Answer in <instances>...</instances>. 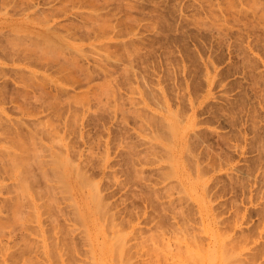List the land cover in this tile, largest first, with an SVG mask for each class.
I'll list each match as a JSON object with an SVG mask.
<instances>
[{
    "label": "rangeland",
    "instance_id": "obj_1",
    "mask_svg": "<svg viewBox=\"0 0 264 264\" xmlns=\"http://www.w3.org/2000/svg\"><path fill=\"white\" fill-rule=\"evenodd\" d=\"M0 264H264V0H0Z\"/></svg>",
    "mask_w": 264,
    "mask_h": 264
},
{
    "label": "bare ground",
    "instance_id": "obj_2",
    "mask_svg": "<svg viewBox=\"0 0 264 264\" xmlns=\"http://www.w3.org/2000/svg\"><path fill=\"white\" fill-rule=\"evenodd\" d=\"M5 25V24H4ZM76 181V180H75ZM74 181V182H75ZM75 184H76V182H75ZM77 185V184H76ZM98 221L100 220V219H98V217L96 218ZM95 219V220H96ZM98 221H94L95 222V224H96V222L98 223ZM93 222V221H92ZM94 222H93V224H94ZM90 224L89 225H91V222H89ZM88 225V224H87ZM98 225H102V224H98ZM97 225V226H98ZM89 227V229L90 228H93V225H92V227H90V226H88ZM96 227V225L94 226V228ZM100 227V226H99ZM100 229L101 228H98V227H96L95 229H93L94 231V234L96 235V233L95 232H97V235H98V233L100 234ZM98 230H99V232H98ZM91 231V230H90ZM88 232H89V230H88ZM87 232V234H88V241H89V244H90V246L92 247V249H93V251H94V253L95 254H97L101 259H103V260H108V259H110L111 258V256H112V251H113V249H109V247H108V244L106 243V241H105V239H107V237H103V239L101 240V242H99L98 244H96L95 245V239L96 238H94V237H92V235H93V233H92V235L91 234H89ZM94 236V235H93ZM108 242V241H107ZM109 245H110V243H109ZM99 257H97V258H95L96 260H100L99 259ZM101 261V260H100Z\"/></svg>",
    "mask_w": 264,
    "mask_h": 264
}]
</instances>
